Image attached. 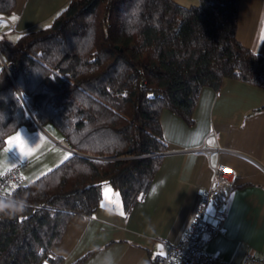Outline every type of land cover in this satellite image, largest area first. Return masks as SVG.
I'll use <instances>...</instances> for the list:
<instances>
[{
    "label": "trees",
    "instance_id": "1",
    "mask_svg": "<svg viewBox=\"0 0 264 264\" xmlns=\"http://www.w3.org/2000/svg\"><path fill=\"white\" fill-rule=\"evenodd\" d=\"M239 2L69 0L15 40L0 34V149L39 123L73 150L0 194V264H40L73 215L96 211L105 183L130 213L168 149L161 111L193 123L204 87L219 90L226 78L264 86V54L237 38ZM15 5L0 0V17Z\"/></svg>",
    "mask_w": 264,
    "mask_h": 264
},
{
    "label": "crops",
    "instance_id": "2",
    "mask_svg": "<svg viewBox=\"0 0 264 264\" xmlns=\"http://www.w3.org/2000/svg\"><path fill=\"white\" fill-rule=\"evenodd\" d=\"M175 1L185 6L200 2ZM67 2L16 0L14 12L0 17V34L15 40L11 26L19 28L18 35L38 27ZM237 22L239 41L264 54V0H240ZM5 65L0 52V68ZM198 98L193 123L169 109L161 111L168 149L147 194L126 214L121 192L104 185L96 211L73 215L53 246L56 264H153L165 243L179 241L189 227L212 183V165L217 160L233 170L234 192L225 231L205 248L216 260L232 264H239L249 253H264V86L226 78L219 90L206 86ZM64 140L53 124L20 126L0 149V171L18 166L25 179L27 174L36 179L73 151ZM205 143L221 148L212 160L198 150Z\"/></svg>",
    "mask_w": 264,
    "mask_h": 264
},
{
    "label": "built area",
    "instance_id": "3",
    "mask_svg": "<svg viewBox=\"0 0 264 264\" xmlns=\"http://www.w3.org/2000/svg\"><path fill=\"white\" fill-rule=\"evenodd\" d=\"M198 150L212 160L221 148L205 143ZM212 169V183L204 191L189 227L179 241L165 243L163 252L157 256L158 264H232L216 260L205 248L214 236L225 231L227 209L234 192L233 170L218 160L213 163ZM25 180L18 166L0 171V194L6 193L10 185L26 183ZM55 261L56 255L49 252L40 264H53ZM239 264H264V253H249Z\"/></svg>",
    "mask_w": 264,
    "mask_h": 264
},
{
    "label": "rangeland",
    "instance_id": "4",
    "mask_svg": "<svg viewBox=\"0 0 264 264\" xmlns=\"http://www.w3.org/2000/svg\"><path fill=\"white\" fill-rule=\"evenodd\" d=\"M15 18L16 17H13V20H15ZM50 18V17H49ZM48 18V19H49ZM12 19V18H11ZM47 19V20H48ZM50 20V19H49ZM49 21H45L44 23H41V24H39V25H37V26H42V25H44V24H47ZM19 29V28H18ZM18 29H16L14 26H11V30H15V31H13V34L11 35V37L12 38H14V39H17V37H18V32H17V30ZM48 129V128H47ZM49 130V129H48ZM59 140V139H58ZM47 154V153H46ZM41 159H43V158H41L40 157V161H42ZM33 161H34V159L33 160H31L30 162H32L33 163ZM29 162V163H30ZM34 175L33 174H27V176H26V183H29V182H31V181H33V179H34V177H33ZM106 184H108V183H105L104 185H106ZM103 185V186H104Z\"/></svg>",
    "mask_w": 264,
    "mask_h": 264
},
{
    "label": "snow or ice",
    "instance_id": "5",
    "mask_svg": "<svg viewBox=\"0 0 264 264\" xmlns=\"http://www.w3.org/2000/svg\"><path fill=\"white\" fill-rule=\"evenodd\" d=\"M15 139L17 140V141H19L20 140V136L18 135L17 137H15ZM9 144H11V141H9ZM9 151H10V153H11V156L13 157V158H15L16 157V151H15V149L14 148H11V149H9ZM20 151L21 152H23L24 151V148H23V145L21 144L20 145ZM8 205H5V204H3V203H0V211H3V209L5 208V207H7Z\"/></svg>",
    "mask_w": 264,
    "mask_h": 264
},
{
    "label": "water",
    "instance_id": "6",
    "mask_svg": "<svg viewBox=\"0 0 264 264\" xmlns=\"http://www.w3.org/2000/svg\"><path fill=\"white\" fill-rule=\"evenodd\" d=\"M7 67V65H5Z\"/></svg>",
    "mask_w": 264,
    "mask_h": 264
}]
</instances>
